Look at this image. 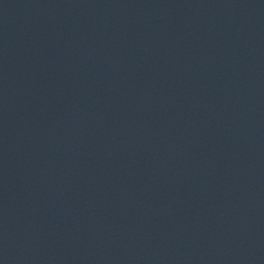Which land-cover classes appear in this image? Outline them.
I'll list each match as a JSON object with an SVG mask.
<instances>
[{
    "label": "water",
    "instance_id": "1",
    "mask_svg": "<svg viewBox=\"0 0 264 264\" xmlns=\"http://www.w3.org/2000/svg\"><path fill=\"white\" fill-rule=\"evenodd\" d=\"M0 264H264V140L0 0Z\"/></svg>",
    "mask_w": 264,
    "mask_h": 264
}]
</instances>
